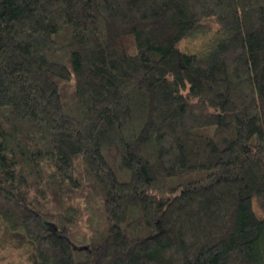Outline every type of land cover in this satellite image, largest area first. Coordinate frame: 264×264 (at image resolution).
<instances>
[{
    "label": "trees",
    "instance_id": "trees-1",
    "mask_svg": "<svg viewBox=\"0 0 264 264\" xmlns=\"http://www.w3.org/2000/svg\"><path fill=\"white\" fill-rule=\"evenodd\" d=\"M0 220L35 264H264V0H0Z\"/></svg>",
    "mask_w": 264,
    "mask_h": 264
},
{
    "label": "rangeland",
    "instance_id": "rangeland-1",
    "mask_svg": "<svg viewBox=\"0 0 264 264\" xmlns=\"http://www.w3.org/2000/svg\"><path fill=\"white\" fill-rule=\"evenodd\" d=\"M216 28V25H208L201 31L184 38L180 42V47L189 52H203L210 41L220 34ZM85 221L88 222L86 217ZM30 250L29 242L20 231L12 230L0 220V264H35Z\"/></svg>",
    "mask_w": 264,
    "mask_h": 264
},
{
    "label": "water",
    "instance_id": "water-1",
    "mask_svg": "<svg viewBox=\"0 0 264 264\" xmlns=\"http://www.w3.org/2000/svg\"><path fill=\"white\" fill-rule=\"evenodd\" d=\"M83 248H86V246H84Z\"/></svg>",
    "mask_w": 264,
    "mask_h": 264
}]
</instances>
